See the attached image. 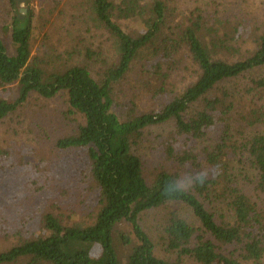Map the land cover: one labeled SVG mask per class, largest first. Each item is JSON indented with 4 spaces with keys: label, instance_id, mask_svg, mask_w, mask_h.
<instances>
[{
    "label": "trees",
    "instance_id": "16d2710c",
    "mask_svg": "<svg viewBox=\"0 0 264 264\" xmlns=\"http://www.w3.org/2000/svg\"><path fill=\"white\" fill-rule=\"evenodd\" d=\"M17 1L12 0L14 7ZM171 2L86 0L90 19L112 36L119 56L117 61H104L97 75L89 64L77 62L67 67L58 64L64 71L46 70L62 55L57 62L51 53H46L47 62L33 56L32 12L25 20L16 15L12 27L6 29L12 33L15 55L8 53L0 34V126L32 94L52 99L66 92L71 114L81 119L76 120L72 134L56 145L64 151H86L100 206L92 225H69L60 216L45 213L42 233L21 236L18 244L0 252V264H120L117 241L129 249L127 264H264V210L229 182L231 165L244 164V176L249 179L253 172L258 189L264 192V107L252 106L248 117L242 116L240 106L231 101L235 93L228 88L264 68V22L251 39V50H245L239 32L236 36L228 30L221 34L208 27L200 11L176 20ZM121 20L136 24L138 33L124 29L118 23ZM185 56L191 64L183 68L180 64ZM135 63L141 64L151 86L159 79L148 68L165 65L162 92L177 70L190 71L189 83L160 110L123 117L115 108V89ZM249 82L248 95H264L263 79ZM13 88L18 96L10 100ZM163 125L173 130L165 154L181 165L196 163L195 151L208 143L209 147L204 146L206 166L202 167L207 178L202 185L194 183L185 192L167 194L171 182L185 179L168 168L156 171L153 184H148L142 146L145 132ZM217 126L222 130L218 138ZM7 154L0 148V160ZM224 198H231L224 202L232 209V221H218L216 208L212 210ZM169 205L187 207L199 222L197 226L182 213L170 211L165 224L166 250L176 256L173 260L157 256L140 226L143 214ZM123 224L132 226L138 244L121 230Z\"/></svg>",
    "mask_w": 264,
    "mask_h": 264
},
{
    "label": "rangeland",
    "instance_id": "374dc122",
    "mask_svg": "<svg viewBox=\"0 0 264 264\" xmlns=\"http://www.w3.org/2000/svg\"><path fill=\"white\" fill-rule=\"evenodd\" d=\"M18 1L14 7L12 0H0V34L10 55H15L16 48L11 31L6 29L12 27L16 15L20 20H25L32 12L35 28L33 56L44 59V62L48 61L46 53H51L55 62L59 55H62L61 59L64 58V61L71 58L68 62L59 59L56 65L46 66V70L64 71L66 65L77 62L89 64L92 73L96 74L105 64L104 61L109 63L119 59L112 36L90 19L86 0ZM171 3L176 20L200 11L206 18L208 27L217 29L221 34L228 30L235 36H243L241 46L245 50H251V39L258 34L264 22L263 0H172ZM118 23L134 35L138 33L136 24L125 20ZM241 41L242 38L237 42ZM190 61L185 56L180 66L187 67L185 63L190 65ZM58 64H64L65 67ZM141 70V64L135 63L127 78L116 86L115 108L123 117L131 112L142 114L160 110L178 95L185 82L189 83L190 71L177 70L167 81V91L162 92L159 88L163 86L161 80L166 73L165 65L162 63V66H157L154 70L152 67L148 68L152 77L159 79L158 84L152 86ZM251 78L264 80V68L240 78L236 86H228L230 92L235 93L231 101L240 106L239 112L245 117H248L252 106L264 107V95L259 97L246 92L251 86ZM12 90L10 97L13 99L10 100H15L18 94L15 88ZM237 115L238 113L236 118ZM80 119L79 115L71 114L66 92H61L52 99L32 94L0 126V148L8 153L0 160V252L18 244L21 236L41 234L43 215L48 212L60 216L69 225L95 223L100 209L99 190L87 169L86 151H64L56 145L60 138L72 134L76 128V120ZM239 122L242 123L240 120ZM220 128H215L216 138L222 133ZM172 132V127L167 125L155 126L145 132L142 145L144 175L149 185L153 184L155 172L161 168L176 170L187 178L203 172L202 167L206 166L205 157L208 152L205 147H209L208 143L196 147V163L181 165L179 161L169 159L164 149L172 141ZM231 167L229 182L233 188L243 191L260 204L258 208L264 210V192L258 189L255 174L250 173L247 179L244 176L247 166L232 164ZM216 176L214 173L213 178ZM220 181L221 192L223 181ZM213 196L216 198L217 194ZM230 199L224 198L222 203H219L221 199L217 200V207L213 204L212 210L216 208L219 214L216 217L218 221L221 218L233 220L232 209L225 203ZM170 211L182 213L193 224L199 225L190 209L169 205L143 214L140 226L152 240L157 256L173 260L176 256L166 250L165 224ZM120 228L130 236L133 243H139L130 224H123ZM116 246L120 264H127L128 247L118 241Z\"/></svg>",
    "mask_w": 264,
    "mask_h": 264
},
{
    "label": "clouds",
    "instance_id": "9594fccd",
    "mask_svg": "<svg viewBox=\"0 0 264 264\" xmlns=\"http://www.w3.org/2000/svg\"><path fill=\"white\" fill-rule=\"evenodd\" d=\"M206 178L207 174L205 172H199L193 177H187L180 181H173L167 186L166 193L170 195L180 194L191 188L194 183L202 185Z\"/></svg>",
    "mask_w": 264,
    "mask_h": 264
},
{
    "label": "water",
    "instance_id": "95a60500",
    "mask_svg": "<svg viewBox=\"0 0 264 264\" xmlns=\"http://www.w3.org/2000/svg\"><path fill=\"white\" fill-rule=\"evenodd\" d=\"M20 3V0L18 1ZM26 12V11H25Z\"/></svg>",
    "mask_w": 264,
    "mask_h": 264
}]
</instances>
